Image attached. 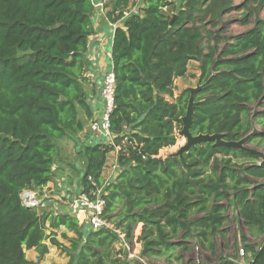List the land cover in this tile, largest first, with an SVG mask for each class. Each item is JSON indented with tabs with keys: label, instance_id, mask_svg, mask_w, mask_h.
Masks as SVG:
<instances>
[{
	"label": "trees",
	"instance_id": "trees-1",
	"mask_svg": "<svg viewBox=\"0 0 264 264\" xmlns=\"http://www.w3.org/2000/svg\"><path fill=\"white\" fill-rule=\"evenodd\" d=\"M129 1L117 0L122 6ZM256 3L264 6V0ZM234 5L144 0L114 30L110 129L114 144L127 141L117 154L118 172L105 186L104 211L115 220L108 213L120 208L115 222L128 239L141 224L144 255L172 254L181 239L211 241L222 233L229 208L239 225L264 234V165L258 156L212 142L189 148L182 158L160 154L182 127L190 87L174 96V79L185 75L191 60L200 70L193 135L223 133L225 140H239L264 124V111L252 113V105L264 107V19L255 17L248 32L222 37V16ZM93 10L92 0H0V264H29V249L41 260L46 239L61 227L62 237L68 239L67 231L76 235L68 239L72 264H128L111 257L117 237L110 230L84 233L81 227L88 225L68 209L40 217L20 197L25 189L41 191L54 177L58 141L83 127L79 111L91 117L83 84ZM113 150L98 142L84 147L83 188L88 176L101 183ZM241 241L247 264H264V239L257 245L245 236ZM215 264L238 263L221 256Z\"/></svg>",
	"mask_w": 264,
	"mask_h": 264
},
{
	"label": "rangeland",
	"instance_id": "rangeland-1",
	"mask_svg": "<svg viewBox=\"0 0 264 264\" xmlns=\"http://www.w3.org/2000/svg\"><path fill=\"white\" fill-rule=\"evenodd\" d=\"M235 4L233 9L222 16L223 31L220 33L222 37L225 36H238L242 33L248 32L255 26V17L264 19V6L257 8L256 0H233ZM238 7V8H237ZM246 13V15H244ZM207 27H211L208 26ZM215 31L216 27L210 28ZM206 45V42L204 43ZM223 46V39L217 44V47ZM217 48V49H219ZM91 62L88 58H85V72L90 70ZM92 72V71H91ZM199 62L191 60L188 62L187 72L184 76L179 77L177 81V91L179 92L186 87H195L199 77ZM103 72L94 73L92 76H86L83 84L86 93H98L102 85ZM264 111V107L259 105H252V113L254 116H260ZM79 115L83 116V112L80 110ZM85 119V118H84ZM253 128L257 129V134L253 137V141L248 142L249 147L256 148L260 151H264V139L262 140L260 134L264 133V124H255ZM90 130V129H89ZM99 137L103 138L99 135ZM127 141L126 138L123 142ZM75 140H68L62 138L58 141V144L62 148L58 151L55 158V170L54 177L49 181L45 188L41 191L35 190L36 198L38 200L35 208L40 217H44L47 214L53 215L57 213L67 212V202L70 198L75 197L81 187L83 186L82 174L84 171V147L87 141L83 144ZM122 141L118 143L121 144ZM185 143V138L178 134V137L172 146H168L162 149V155L171 154L176 152L181 145ZM108 165L105 166V172L102 173L103 179L101 185L104 187L108 182L112 181L114 171L109 167L116 160L114 156H109ZM65 163L67 169H60V163ZM66 173V174H65ZM107 180V182H105ZM105 182V183H104ZM29 192L27 189L22 191L20 197L24 196V201L27 199L25 195ZM39 198V199H38ZM22 199V198H21ZM120 208H115L112 212L108 213L112 217H116L115 220L120 218L116 216ZM224 225L222 233L214 234L211 237V241L204 242L200 245L195 239H181L182 245L173 249V253L170 251L162 254H149L144 255L141 252L142 243L145 238L141 235V224H137L134 228L133 235L128 239V247L121 245L118 242H114L112 248H110L111 257L125 260L128 264H215L219 261L220 257H226L230 261L238 264H247V258L242 254L241 238L246 237V242L257 245L264 239V234H252L244 226L238 224L234 212L229 208L224 213ZM48 225L47 222H45ZM83 232L91 231L89 226H82ZM50 231V228H47ZM56 235L52 239H46L45 243L48 246V252L43 256L41 260H38L37 253L34 249L25 251L26 258L29 264H72V252L70 251L69 238L75 240L76 235L73 232L67 231L68 239L62 237L61 232L64 228H59ZM77 240V246L81 245L82 241ZM178 241H180L178 239ZM102 250V249H100ZM76 254V252H74ZM178 258V259H177ZM177 259V260H176Z\"/></svg>",
	"mask_w": 264,
	"mask_h": 264
},
{
	"label": "built area",
	"instance_id": "built-area-1",
	"mask_svg": "<svg viewBox=\"0 0 264 264\" xmlns=\"http://www.w3.org/2000/svg\"><path fill=\"white\" fill-rule=\"evenodd\" d=\"M135 11L136 10H132L131 12ZM114 89L115 75L112 68H109L103 76L102 85L100 89V96L102 100L101 113L98 118L91 120L89 123L90 131L102 136L107 141V144H111L114 147L113 151L115 153L114 157L116 160L109 167L112 171H114L112 180L115 178L118 172L117 154L120 149V145L124 143L122 140L121 144H114V134L110 129V115L114 108ZM176 134L178 137V131L176 132ZM124 138L127 139V137ZM87 181L88 185L86 189L82 187L75 197H72L68 200L67 208L69 212L76 218L79 224L86 223L92 230H110L113 234L116 235V242L128 247V238L126 237L125 231L122 227L116 224L113 218H109L104 211V194L106 193L104 185H101V183L95 181L94 178H92L91 176H88ZM105 182H107V180H105ZM28 191L29 192H27V194L25 195V198L27 200L24 201L23 196L21 197L22 202L25 206L34 207L38 202L36 198L37 194L35 191Z\"/></svg>",
	"mask_w": 264,
	"mask_h": 264
},
{
	"label": "crops",
	"instance_id": "crops-1",
	"mask_svg": "<svg viewBox=\"0 0 264 264\" xmlns=\"http://www.w3.org/2000/svg\"><path fill=\"white\" fill-rule=\"evenodd\" d=\"M92 1L94 5V10L91 14L92 34L88 38L87 49L85 52V58L89 59L91 66H89V72H85V77L92 76L94 73L96 74L98 72H103V74H105V72L111 68L110 49L115 28L123 24V19L129 12L137 10L139 7L144 5V0H130L127 6H122L117 2V0ZM114 8H116L115 11H113ZM120 11L123 13V16L116 18ZM177 81L178 77L174 79V96L178 94ZM86 95L92 112L91 117L79 115V119L83 122L82 129L77 130L73 135L66 137V139L75 140L77 142L80 140L81 144L87 141L86 145H91L97 142L107 143L104 138L99 137V135L89 130L90 121L98 118L102 110L100 90L96 93V95L94 93H86ZM162 149L160 150L161 154ZM109 156H115L114 151H111ZM109 158L110 157H108V159ZM108 159L106 165L108 164ZM60 165L64 166V169H67V167H65V163L62 162ZM53 169H55V167H53ZM105 170L106 169L104 168L102 173L103 171L105 172Z\"/></svg>",
	"mask_w": 264,
	"mask_h": 264
},
{
	"label": "water",
	"instance_id": "water-1",
	"mask_svg": "<svg viewBox=\"0 0 264 264\" xmlns=\"http://www.w3.org/2000/svg\"><path fill=\"white\" fill-rule=\"evenodd\" d=\"M200 88V85L195 87H190L188 103L186 106L185 114L182 116V127L178 131V134L185 138V143L179 147V149L172 153L173 156L183 157V153L189 148L195 145H201L203 142H212L213 147H232L237 150H243L247 153L258 156L261 159L260 164L264 165V151H260L256 148L249 147L248 141L257 134V129L253 128L250 133L245 135L239 140H225L223 133H213V134H197L193 135L190 132V124L192 121L193 110L196 102H194V93Z\"/></svg>",
	"mask_w": 264,
	"mask_h": 264
}]
</instances>
